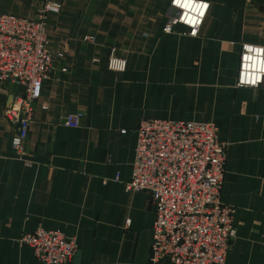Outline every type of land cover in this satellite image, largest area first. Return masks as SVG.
<instances>
[{
	"label": "crops",
	"instance_id": "obj_1",
	"mask_svg": "<svg viewBox=\"0 0 264 264\" xmlns=\"http://www.w3.org/2000/svg\"><path fill=\"white\" fill-rule=\"evenodd\" d=\"M43 1L0 0V14L34 18ZM53 1L55 65L34 104L29 166L3 118L18 87L0 82V264H43L18 243L39 226L75 238L67 264H149L152 198L124 187L143 119L217 126L227 145L221 202L235 209L237 233L226 264H264V88L237 87L241 45H264V0H201L210 9L196 37L182 25L163 32L171 0ZM112 49L125 72L108 69ZM77 113L81 127H66Z\"/></svg>",
	"mask_w": 264,
	"mask_h": 264
},
{
	"label": "built area",
	"instance_id": "obj_2",
	"mask_svg": "<svg viewBox=\"0 0 264 264\" xmlns=\"http://www.w3.org/2000/svg\"><path fill=\"white\" fill-rule=\"evenodd\" d=\"M170 7L179 14L170 18L163 32L173 33L176 25H182L196 37L210 4L171 0ZM61 9V3L45 0L34 18L0 14V82L18 87L3 118L15 126L11 150L26 166L30 162L24 159V149L34 104L50 80L56 58L49 48L47 17ZM108 69L116 73L127 69L126 60L116 49L111 51ZM237 87L264 88V45H241ZM82 118V113L68 115L64 125L77 129ZM136 133L132 176L124 187L128 193L147 192L152 198L155 222L149 264H162L165 259L171 264H226L237 233L235 209L221 202L227 145L219 141L217 126L211 122L143 119ZM18 243L33 250L43 264L70 263L78 250L75 238L41 226L22 234Z\"/></svg>",
	"mask_w": 264,
	"mask_h": 264
},
{
	"label": "water",
	"instance_id": "obj_3",
	"mask_svg": "<svg viewBox=\"0 0 264 264\" xmlns=\"http://www.w3.org/2000/svg\"><path fill=\"white\" fill-rule=\"evenodd\" d=\"M178 14H179V12H178L177 10L171 8V15H172L173 17L178 16Z\"/></svg>",
	"mask_w": 264,
	"mask_h": 264
},
{
	"label": "rangeland",
	"instance_id": "obj_4",
	"mask_svg": "<svg viewBox=\"0 0 264 264\" xmlns=\"http://www.w3.org/2000/svg\"><path fill=\"white\" fill-rule=\"evenodd\" d=\"M62 5V4H61ZM228 257V256H227Z\"/></svg>",
	"mask_w": 264,
	"mask_h": 264
}]
</instances>
